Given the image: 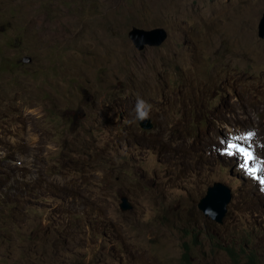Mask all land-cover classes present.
<instances>
[{
	"label": "rangeland",
	"instance_id": "obj_1",
	"mask_svg": "<svg viewBox=\"0 0 264 264\" xmlns=\"http://www.w3.org/2000/svg\"><path fill=\"white\" fill-rule=\"evenodd\" d=\"M263 14L0 0V264H235L224 246L264 264ZM159 27L139 51L131 31ZM215 182L233 191L223 224L198 207Z\"/></svg>",
	"mask_w": 264,
	"mask_h": 264
},
{
	"label": "water",
	"instance_id": "obj_2",
	"mask_svg": "<svg viewBox=\"0 0 264 264\" xmlns=\"http://www.w3.org/2000/svg\"><path fill=\"white\" fill-rule=\"evenodd\" d=\"M258 34L261 39H264V14L259 23ZM131 39L134 41L136 47L143 51L146 47H160L169 39V32L165 28H155L147 30L143 28H134L130 33ZM140 125L145 130H153L154 124L152 119L146 121H139ZM233 199L231 188L222 183H215L209 187L207 194L203 197L198 205L204 216L212 219L217 223H223L224 217L228 212V207ZM122 209L128 211L132 209V205L125 198L123 199ZM79 264V263H76Z\"/></svg>",
	"mask_w": 264,
	"mask_h": 264
},
{
	"label": "clouds",
	"instance_id": "obj_3",
	"mask_svg": "<svg viewBox=\"0 0 264 264\" xmlns=\"http://www.w3.org/2000/svg\"><path fill=\"white\" fill-rule=\"evenodd\" d=\"M151 111H152V105L150 103H148L147 101H145L144 99L138 98L136 101L135 108H134V120H138V121L143 122V121L150 119ZM263 180H264V176H263ZM215 183H221V182H215ZM223 185H225V184H223ZM225 186H227V185H225ZM261 187H262V189H264V185H262ZM232 193H233V191H232ZM227 214H228V212H227ZM227 214H226V216H227ZM226 216L224 217V220H225ZM223 223H224V221H223ZM223 223H218V224H223Z\"/></svg>",
	"mask_w": 264,
	"mask_h": 264
},
{
	"label": "trees",
	"instance_id": "obj_4",
	"mask_svg": "<svg viewBox=\"0 0 264 264\" xmlns=\"http://www.w3.org/2000/svg\"><path fill=\"white\" fill-rule=\"evenodd\" d=\"M224 248L226 249L233 263L237 264L240 262V252H236V250L232 247L224 246ZM184 257L188 262L190 261L189 246H187V251L185 252ZM246 264H257V256L254 254L249 255Z\"/></svg>",
	"mask_w": 264,
	"mask_h": 264
},
{
	"label": "bare ground",
	"instance_id": "obj_5",
	"mask_svg": "<svg viewBox=\"0 0 264 264\" xmlns=\"http://www.w3.org/2000/svg\"><path fill=\"white\" fill-rule=\"evenodd\" d=\"M140 51V50H139Z\"/></svg>",
	"mask_w": 264,
	"mask_h": 264
}]
</instances>
